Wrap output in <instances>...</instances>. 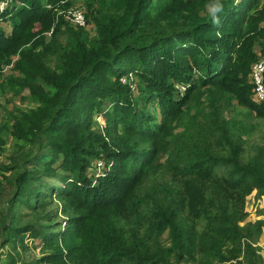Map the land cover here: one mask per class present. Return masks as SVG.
I'll use <instances>...</instances> for the list:
<instances>
[{
  "label": "trees",
  "instance_id": "1",
  "mask_svg": "<svg viewBox=\"0 0 264 264\" xmlns=\"http://www.w3.org/2000/svg\"><path fill=\"white\" fill-rule=\"evenodd\" d=\"M71 4L11 0L0 11V87L28 89L35 103L8 112L0 133L40 149L17 171L2 243L37 240L42 256L29 264H175L227 240L233 256L262 264L245 202L264 195V152L242 161L216 125L232 97L264 116L250 82L264 1L86 0L93 35L65 19ZM97 159L105 166L91 177Z\"/></svg>",
  "mask_w": 264,
  "mask_h": 264
},
{
  "label": "rangeland",
  "instance_id": "2",
  "mask_svg": "<svg viewBox=\"0 0 264 264\" xmlns=\"http://www.w3.org/2000/svg\"><path fill=\"white\" fill-rule=\"evenodd\" d=\"M68 1L72 3L71 7L81 9L84 12L87 11L86 0ZM261 1L263 2L264 0ZM209 10L210 7H207V11ZM4 25L9 29L7 23H4ZM87 28L92 35L95 33L93 24H88ZM262 41H264V38H261L260 43ZM8 70L9 67H6L4 73H9ZM126 79L127 78L124 76L123 80L125 81ZM130 79H132L133 86L137 87V78L134 76ZM1 80L2 77L0 76V82ZM202 100L206 104L207 96L204 95ZM230 100L229 103L223 104L217 118L218 126L216 125V136L218 139H221L224 138V133L228 134L230 140H233L240 147L242 154L241 160L244 161L256 153L264 152V116H258L253 109L239 104L238 100L234 97ZM33 106H35V103L31 100L28 89L22 90L19 94H14L8 88L6 91H3L0 87V128L9 120L8 112H16L18 108L27 109ZM194 113H197L195 112V108L192 109L190 115H187L183 119L181 124H178V131L183 129L184 126H182V124L186 122L189 116L195 115ZM198 116L201 117L202 115ZM219 125H225L223 127L225 131L220 129ZM0 134L6 139L4 148H0V262L3 263L8 261L13 255L18 263L29 264L42 256L41 244L28 236L24 241L21 243L18 242L16 245L13 243H2L4 237L2 229V223L4 221L2 220V209L4 206L6 207L10 195L9 192L14 186L13 182L17 175V171L34 167V165L37 164V160L36 158L30 159L40 149H38L37 145H32L30 142L15 140L10 132L5 130ZM225 145L228 150L230 148L229 144L225 142ZM46 151V149H43L41 153ZM99 163L101 164L99 165ZM104 166L105 161L103 159L94 160L93 166L89 171L91 177H97L101 174ZM54 182L60 184L58 180H54ZM52 200L53 202L49 204L48 209L55 210L59 203L55 197H52ZM245 205L246 211L248 212L246 222L248 223L249 237L247 238V242L260 247L259 253L261 254V259L259 261L264 264V195L258 198L255 191L248 194ZM234 207L235 205L233 204L229 206L231 210H233ZM61 219L63 218L60 217L59 220ZM234 249L235 247L233 245L228 246L227 240H225V244L222 246H219V242H217L216 247L211 246L210 250H205L204 253L198 255L197 262L182 260L176 261L175 264H240V262L246 264L247 259L243 258V254H239V258L233 256L235 255Z\"/></svg>",
  "mask_w": 264,
  "mask_h": 264
},
{
  "label": "built area",
  "instance_id": "3",
  "mask_svg": "<svg viewBox=\"0 0 264 264\" xmlns=\"http://www.w3.org/2000/svg\"><path fill=\"white\" fill-rule=\"evenodd\" d=\"M11 0H1L0 1V11H4L7 5ZM65 2V1H63ZM66 19L71 22L72 25L78 27H87V19L86 12L81 9H76L73 7H69L66 11H63ZM127 79L123 82L129 81L132 88L133 86L132 75L125 76ZM250 82L253 84V99L258 102L259 105L264 106V52L261 54L258 60H256L252 66L250 71ZM101 163H99L100 165Z\"/></svg>",
  "mask_w": 264,
  "mask_h": 264
},
{
  "label": "clouds",
  "instance_id": "4",
  "mask_svg": "<svg viewBox=\"0 0 264 264\" xmlns=\"http://www.w3.org/2000/svg\"><path fill=\"white\" fill-rule=\"evenodd\" d=\"M222 9H223V5L222 4H220L219 2H217L213 7H212V14H213V20H214V23H219V20H218V18L216 17V13H218V12H220V11H222ZM63 13V12H62ZM64 14V13H63ZM64 16H65V14H64ZM65 19H66V17H65ZM181 88H182V86H181Z\"/></svg>",
  "mask_w": 264,
  "mask_h": 264
}]
</instances>
